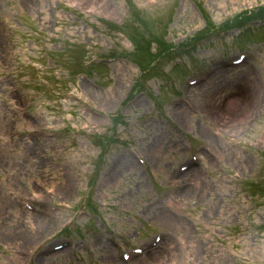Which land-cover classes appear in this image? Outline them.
I'll return each instance as SVG.
<instances>
[{"label": "rangeland", "instance_id": "rangeland-1", "mask_svg": "<svg viewBox=\"0 0 264 264\" xmlns=\"http://www.w3.org/2000/svg\"><path fill=\"white\" fill-rule=\"evenodd\" d=\"M128 2L0 0V264H264V0Z\"/></svg>", "mask_w": 264, "mask_h": 264}, {"label": "bare ground", "instance_id": "bare-ground-1", "mask_svg": "<svg viewBox=\"0 0 264 264\" xmlns=\"http://www.w3.org/2000/svg\"><path fill=\"white\" fill-rule=\"evenodd\" d=\"M246 94L248 96V92H246ZM158 247H157V249H159ZM161 250L162 251H161V253L159 255H154V253H153V256L150 258V260H148L147 262H145V264H154V263H157V262L158 263H161L162 261H164V259L161 257L162 254H164V249H161ZM156 253H159V251L155 252V254ZM191 255H193V252H191ZM161 258H162V260H161Z\"/></svg>", "mask_w": 264, "mask_h": 264}]
</instances>
